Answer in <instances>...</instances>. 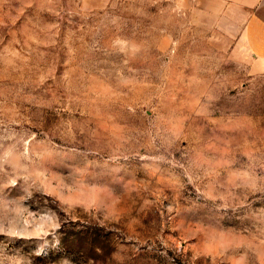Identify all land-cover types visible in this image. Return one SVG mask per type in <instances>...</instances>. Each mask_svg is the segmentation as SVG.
Masks as SVG:
<instances>
[{
  "label": "rangeland",
  "instance_id": "obj_1",
  "mask_svg": "<svg viewBox=\"0 0 264 264\" xmlns=\"http://www.w3.org/2000/svg\"><path fill=\"white\" fill-rule=\"evenodd\" d=\"M217 20L0 0V264H264V72Z\"/></svg>",
  "mask_w": 264,
  "mask_h": 264
},
{
  "label": "crops",
  "instance_id": "obj_2",
  "mask_svg": "<svg viewBox=\"0 0 264 264\" xmlns=\"http://www.w3.org/2000/svg\"><path fill=\"white\" fill-rule=\"evenodd\" d=\"M218 23L239 25L254 72H264V0H211ZM233 14V15H232Z\"/></svg>",
  "mask_w": 264,
  "mask_h": 264
}]
</instances>
